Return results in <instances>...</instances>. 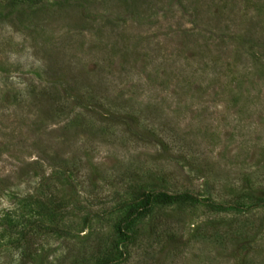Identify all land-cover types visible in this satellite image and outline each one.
Masks as SVG:
<instances>
[{
    "label": "rangeland",
    "instance_id": "rangeland-1",
    "mask_svg": "<svg viewBox=\"0 0 264 264\" xmlns=\"http://www.w3.org/2000/svg\"><path fill=\"white\" fill-rule=\"evenodd\" d=\"M246 33L264 36V0H0V264H94L110 247L116 264H264V49ZM56 54L99 66L101 106ZM139 187L222 208L154 204L124 242ZM55 205L59 220L41 210Z\"/></svg>",
    "mask_w": 264,
    "mask_h": 264
},
{
    "label": "trees",
    "instance_id": "trees-1",
    "mask_svg": "<svg viewBox=\"0 0 264 264\" xmlns=\"http://www.w3.org/2000/svg\"><path fill=\"white\" fill-rule=\"evenodd\" d=\"M136 1V0H133ZM234 4V3H233ZM235 5V4H234ZM234 5H230V10L233 11V6ZM34 12H32L31 17L32 18H37V15L34 14ZM222 14V12H221ZM220 15V13H219ZM83 22H86V19L83 18L82 19ZM233 19H231L230 21L232 22ZM112 20H108L107 19V23L110 25L111 23H109ZM107 27H105L104 25L100 26L99 28H96L97 30V35L102 37V36H106L108 35V33H110L112 31V29H106ZM260 28V33L263 30V27H259ZM110 30V31H109ZM248 30V28L246 29ZM246 36V37H245ZM245 37V38H244ZM244 40L242 42V44L244 43V45H250V48L254 46L261 47V50L264 49V36H260L262 38L260 39H255L254 36H249L248 33H246V35H244ZM256 40V41H254ZM220 43H216V46L218 49H220ZM252 46V47H251ZM241 54V53H240ZM239 54V55H240ZM239 55H236L237 57ZM60 55L56 54L55 55V59L51 60V64H54V71L58 74L61 75V77H69L68 81H70V84H67V87H69V90L77 93L80 95V98L86 99L89 102H91L93 105H99L101 106L102 103L100 102V99L105 97V93L107 91V86L106 83L101 80V76L98 79V81H96V79L94 77L97 76V74H99V72L97 71L99 66H96L97 68H95L94 70L90 71V73L84 71L82 66H78L76 65L75 62H71L70 60H64L62 57H60ZM54 61V62H53ZM66 61V62H65ZM206 65H208L207 62H205ZM66 66H69V68H67ZM123 71V70H122ZM100 72H103L102 70H100ZM100 75H102L100 73ZM93 78L95 80H91L90 82L88 81V79ZM67 80V79H65ZM87 82V83H86ZM53 88V87H52ZM58 93V92H57ZM42 96H44V98H48L51 99V103L54 105H58V102L56 101L57 97L55 98V95L51 96L49 95V90L45 89ZM50 103V102H49ZM133 117V116H132ZM131 117V118H132ZM135 118V121L137 120V117H133ZM133 195V199L130 201L128 208L125 212V215L123 216L121 222L118 223V225L116 226L117 232L123 237V241L127 242L131 239V232L129 233V228L135 223V221L138 218H143L147 215H149L151 213V209L153 207L154 204H159V205H171L173 203H179L182 201H188V200H193L196 202H204V200H206L205 202H207L206 204L208 205V207L211 210H217V209H221L222 206L220 204H215V203H211L209 202L207 199H202L199 198L196 195H193L189 192H167L164 190H158V191H153V190H144L143 188L139 187L138 189H134L132 190ZM60 207H58V205L53 206L51 209L48 207L46 208L45 206L41 207V210L43 212V214L45 216L48 217H52L57 218L58 220L61 219V216L58 214L57 209H59ZM215 227V226H214ZM47 229H49L48 232H52V233H57V234H65L67 231L58 226V225H48ZM228 231H233L232 228H230V226L227 229ZM18 243L19 241H17L16 246L18 247ZM20 244V243H19ZM22 248V247H21ZM103 250L100 249L98 247V249H96V253L99 254L101 253ZM21 258H23L24 260L30 259V258H34V254H36V249H30L28 246H24L21 249ZM125 254V252L122 250H119L117 247H110V248H105L103 250V253L101 256L98 257V260L94 263V264H116L118 262V259L123 257Z\"/></svg>",
    "mask_w": 264,
    "mask_h": 264
}]
</instances>
